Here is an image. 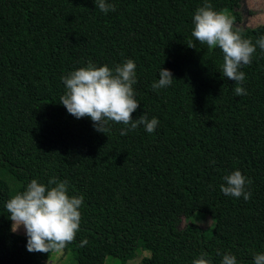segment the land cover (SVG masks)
Instances as JSON below:
<instances>
[{"label": "trees", "instance_id": "1", "mask_svg": "<svg viewBox=\"0 0 264 264\" xmlns=\"http://www.w3.org/2000/svg\"><path fill=\"white\" fill-rule=\"evenodd\" d=\"M242 1L0 0V264H264V23L205 25Z\"/></svg>", "mask_w": 264, "mask_h": 264}, {"label": "rangeland", "instance_id": "2", "mask_svg": "<svg viewBox=\"0 0 264 264\" xmlns=\"http://www.w3.org/2000/svg\"><path fill=\"white\" fill-rule=\"evenodd\" d=\"M235 10V9H234ZM235 11L239 12L240 19L233 21L232 9L223 10L219 13L210 15L205 20V25L209 31V41L214 44L224 29L226 24L235 26H252L264 23V0H243L240 7ZM0 178L5 180L9 188L14 191L20 182L6 168L0 165ZM58 217L56 212L48 210L40 204L28 203L20 215H16L13 219V230L25 233L32 223V219L38 225H45L54 222ZM189 218L200 224L203 228H210L214 223L213 219L205 212L195 211ZM185 222L182 218L181 223ZM181 225V224H180ZM150 254L148 248L142 246L135 248L134 254L126 259L119 258L108 254L105 256L103 264H139L144 255ZM46 264H77L73 250L70 247L64 248L61 244L56 245L49 257L45 261Z\"/></svg>", "mask_w": 264, "mask_h": 264}]
</instances>
